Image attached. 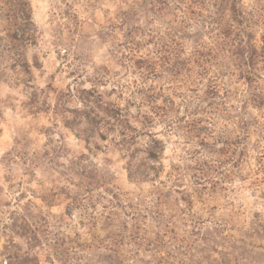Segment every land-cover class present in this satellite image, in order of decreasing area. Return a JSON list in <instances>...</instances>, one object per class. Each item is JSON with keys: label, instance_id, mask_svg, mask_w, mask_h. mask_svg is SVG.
<instances>
[{"label": "rangeland", "instance_id": "rangeland-1", "mask_svg": "<svg viewBox=\"0 0 264 264\" xmlns=\"http://www.w3.org/2000/svg\"><path fill=\"white\" fill-rule=\"evenodd\" d=\"M27 1L23 45L0 14V264H264V58L237 54L264 0Z\"/></svg>", "mask_w": 264, "mask_h": 264}, {"label": "trees", "instance_id": "trees-1", "mask_svg": "<svg viewBox=\"0 0 264 264\" xmlns=\"http://www.w3.org/2000/svg\"><path fill=\"white\" fill-rule=\"evenodd\" d=\"M0 14L7 22L5 35L7 38L20 45L31 40L30 27L33 23L31 18V8L27 0H0ZM261 41L262 44L260 50H257L251 43H245L243 48L239 49V52L237 53L239 55L238 66H242L240 75H243L248 81L251 80V75H254V66L257 61H259V58H264V38H262ZM243 67H245V69H243ZM215 89L216 84H212L210 93L216 94ZM124 142L127 143L128 141L125 140ZM154 148L155 147L152 146L146 148L147 157L153 160L158 158L157 149ZM128 157L131 160L133 154H128ZM130 160L128 161L129 168L131 165ZM130 174L131 173H129V175Z\"/></svg>", "mask_w": 264, "mask_h": 264}]
</instances>
